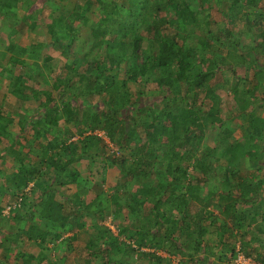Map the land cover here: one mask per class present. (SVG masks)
<instances>
[{
    "label": "trees",
    "instance_id": "16d2710c",
    "mask_svg": "<svg viewBox=\"0 0 264 264\" xmlns=\"http://www.w3.org/2000/svg\"><path fill=\"white\" fill-rule=\"evenodd\" d=\"M19 1L22 0H0V24L10 20L13 27L7 35L11 42L7 57L13 67L0 68L13 75L14 67L23 65L26 71L15 77L12 94L19 107L39 95V106L45 113L31 124V148L24 154L25 147L19 137L9 133L8 116L0 107V145L6 144V156L20 164L6 177L13 187L10 197L14 201L8 204V216L3 215L6 206L2 205L7 194L4 186L0 187V221L5 224V231L0 230V264H64L70 252L78 251V233L90 223L91 208L96 205L97 212L102 213L110 200L114 218L122 220L121 192L126 208L139 225L128 236L134 245L114 237L106 227L90 224L100 233L90 235L84 246L83 252L90 259L120 264L118 258L131 249L147 264H170L171 257L210 264L204 253L213 254L214 248L204 242V237L211 230L221 245L215 260L233 264L237 244L233 233L251 228L260 220L261 232L264 231V215L259 212L264 209V117L255 114L264 93V0H87L81 7L76 5L72 21L67 20L66 9L59 8V14L48 25L51 44L29 47L15 42L18 33L31 28L28 26L32 19L19 17ZM93 7L97 18L91 21L86 14ZM159 11L165 16L156 15ZM35 22L33 30L37 29ZM75 22L88 27L89 35L81 38ZM236 22L243 24L242 33L250 38L249 42L235 36L232 27ZM198 33L204 42L198 41L196 47L190 41ZM62 40L65 44L60 46ZM217 47L225 52L219 62L212 60ZM46 48L59 50L64 59L61 68L65 72L55 78L51 57L42 53ZM42 57L47 64L40 66ZM47 77L52 78V83ZM143 83L154 85L155 91L168 88V106L155 104L150 112L139 107L128 86ZM42 84L45 88L37 90ZM219 90L230 93L235 104V114L227 119L218 110ZM99 102L112 114L94 110ZM129 108L134 110L126 120L132 123L131 128L117 117ZM63 116L75 126L79 138L72 141L73 133L53 135L42 143L49 128ZM235 120L246 125L240 142H231L232 131L223 128L224 123ZM210 127L222 128L215 147L204 146L196 152ZM19 128L22 133L26 130L21 120ZM96 132H102L120 155L101 161L102 183L108 165L118 168L111 194L94 195L89 203L74 195L65 203L56 200L53 185L44 179L45 169L53 171L52 184L61 177L72 178L78 192L88 194L85 179L76 167L82 160L97 163L100 158L99 150L106 143ZM133 145L139 146L132 148ZM242 161L249 171L246 177L236 168ZM157 166H164L170 180L147 186L142 180L152 175ZM255 170L263 172V177L257 179ZM190 172L193 178L187 180ZM196 172L200 176H194ZM216 173L223 176L216 183L219 191L209 183L208 175ZM133 185L141 186L140 191L128 193ZM202 187L207 189L205 195ZM214 195L216 209L224 218L222 224L210 210ZM194 207L198 211H193ZM36 216L50 227L40 228L33 222ZM188 219L197 223L191 225ZM12 226L18 231L6 234ZM67 231L70 237H65ZM121 233L125 235L127 229ZM248 237L250 231L246 230L240 237V252L264 264V253L257 251L259 238L250 241ZM25 244L37 245L38 253L20 249ZM158 251L165 252L168 258L161 257ZM201 253L204 257H195Z\"/></svg>",
    "mask_w": 264,
    "mask_h": 264
},
{
    "label": "rangeland",
    "instance_id": "374dc122",
    "mask_svg": "<svg viewBox=\"0 0 264 264\" xmlns=\"http://www.w3.org/2000/svg\"><path fill=\"white\" fill-rule=\"evenodd\" d=\"M8 0H6L7 2ZM87 0H62L61 2H58L57 0H22L19 1V3L16 6L17 13L20 18L23 17H32L31 21H29V28L33 27V21H36L35 24L37 26V29H27L23 31V33H18L17 38L15 39V42L18 45H21L23 47H29L31 45H35L38 43H49L51 44V36L48 34V25L50 22L53 21L56 15L59 14V8L64 7L66 11L68 12L67 15V20L72 21L73 16L72 12L73 10H77V7H81L85 4ZM96 7H93L90 12H88L86 15L91 19V21L95 20L97 18V12H95ZM225 10V9H224ZM159 17L165 16L163 11H159L156 13ZM218 17L216 16L214 19H217ZM33 20V21H32ZM8 20L6 24L1 25L0 24V65L3 67H13L10 60L8 59L7 56H9L8 53V48L11 42L7 38L8 33H10L12 27V24ZM236 25L238 22L235 23ZM75 27L77 28L79 32V36L86 37V35H89V28L84 27L80 22H75ZM233 26V30L235 33V36L241 39L243 42H249L248 40L250 39L249 37L245 36L242 31H243V24L240 23L237 26ZM202 34L198 33L196 35L195 40L190 41V43L194 46L197 47L198 41H202ZM62 37V36H61ZM60 37V38H61ZM64 37V36H63ZM202 38V39H201ZM204 41H202L203 43ZM62 43V44H61ZM65 44V41L60 42V46ZM45 55H48L51 57V68L54 70V78L57 76L59 72H65L61 67L64 63V59L61 58L60 56V51L55 49V48H46L42 52ZM225 54L224 49L222 47H217L215 48L214 51V56L212 58L213 61L219 62L221 57H223ZM40 66L47 64L45 61V57L41 58L39 61ZM45 69V68H44ZM14 74L9 75L8 73H4L3 70L0 68V107L2 108V112L8 116L9 119V128L8 131L13 137H19L21 140V145L25 147L23 150L24 154L27 153L28 148H31V139L33 138V131L31 129V124L33 125L36 123L45 113V110L39 106V100L41 99L40 96H37L36 100H31L28 101L24 104H22L21 107H19L16 97L12 94V91L14 89V83H15V77H17L18 74H21L22 72H25L26 69L24 68L23 65L18 64L17 66L14 67ZM49 79V82L52 83V78L47 77ZM27 85V82L25 83ZM129 90L132 91V97L135 98L137 101V104L139 107L145 108L148 112L152 111L155 108V104L161 105L162 106H168L169 102V90L168 88L164 87V91H155V86L150 84L145 86V84H129ZM45 85L42 84L40 87L36 88L37 90L39 89H44ZM26 91V90H24ZM56 95V93H54ZM217 95L220 97V104L218 110L221 112L223 119H227L231 117L232 114H235V104L234 101L231 98L230 93L221 91L219 90L217 92ZM260 99H262L261 102H259V105H257V108L255 110V114L260 117H264V93L260 95ZM41 101V100H40ZM44 101V99L42 100ZM169 108L171 110L174 109L173 105H170ZM104 113L111 115L112 113L109 112L101 102H99L94 110H103ZM207 109V108H205ZM214 112L217 111L215 108H211ZM133 109L129 108L127 110L122 111L117 115L121 121H126L127 117L132 116ZM178 110H175V112ZM101 115V114H100ZM136 119H139L137 115L135 116ZM100 118H103L100 116ZM21 120V123L23 122L24 125H26V130L25 132H21L19 128V121ZM102 122V120H101ZM227 122V121H226ZM223 128L228 127L232 131V136H231V142L234 141H242L243 137L245 136V127L246 125L241 122V120H235L231 124L228 122L224 123ZM126 127L131 128L132 123L126 121ZM41 128V127H40ZM51 131L48 134L47 139H42V143H46L47 140H49L53 135L54 136H69V134L73 133L74 138L72 141H76L79 136L78 132L73 124H70L66 120V116H63L59 122H57L55 125L51 126L49 128ZM222 131V128H208V130L205 132L204 136V141L202 144L198 145V148L196 149V152L202 151L204 146H207L209 148L215 147L216 144V137L217 135ZM97 134V133H96ZM106 143V141H105ZM110 143V142H109ZM6 144H1L0 145V187L4 186V192H6V196L2 200V205L3 206H8L13 205L14 201L12 196L13 194V187L10 184V181L7 180V174L11 171L15 172L19 169V162L15 161L9 157L6 156L4 152V147ZM139 145H133L132 148H136ZM262 150V148H261ZM98 151V150H97ZM100 152V158L97 159V163H93L92 161H86L82 160L79 162L77 165V169L80 171L81 177L85 179V186L89 190V193H79L78 189L79 187L76 186V183L73 182L72 178H64L61 177L57 180L56 184H52L51 177H53V171L50 168H46L45 170V175L44 179L48 181L50 185H53L52 187L55 189L56 194L54 197L56 200L60 202H64L67 200H70L72 195L76 196L78 200L80 201H85L86 203H89L94 195H99L100 193H104V195H109L111 194V188L115 186V178L118 175V168H110V165H108V170L106 173L105 177V182L102 183V166H101V161H104L105 158L109 156H115L119 157V151L117 150L116 146L112 143L110 144H105L101 146V149L99 150ZM118 151V152H117ZM262 152V151H260ZM83 153V152H82ZM115 153V154H112ZM122 153V152H121ZM80 154V153H79ZM84 154V153H83ZM82 154V155H83ZM103 155V156H101ZM119 155V156H118ZM128 155V154H127ZM223 162H221L222 164ZM261 163H264L261 162ZM238 170L240 173L246 177L248 176L249 171L246 168L245 162L242 161L237 165ZM191 170V167H190ZM257 179H260L263 177V172H259L255 170ZM197 174H194V176H200L198 172ZM192 173L190 172L189 175L187 176V180H191ZM209 177V183L213 188L217 189L219 191L220 187L218 184H216L218 181H221L223 179V176L221 173H216V174H211L208 175ZM6 179V182L4 181ZM170 180L169 174L165 172L164 166H157L155 168V171L153 172L152 175H150L146 180H142L143 183H145L147 186H155L157 183H167ZM59 183H62V186H59ZM64 183V184H63ZM32 184H30V187ZM141 186L138 185H133L128 193H132L134 191H140ZM28 190V189H27ZM202 194L205 195L207 193V189L202 187L201 188ZM27 192V191H26ZM122 195V199L119 200L120 205L122 206V217L120 220L119 218H114L112 214L113 206L111 204V201L109 200L106 204L107 207L105 206V210L102 213L97 212L96 205L91 208V216H90V223L87 225V227L84 230L79 231L78 233V238L75 244V250H82V254H78V251H74L73 253L70 252L68 255V258L65 259L64 264H101L102 259H90L87 255V253L84 250L85 244L89 241L90 235H98L100 233L99 230H95L90 227L91 225H97V227H106L109 229V231L114 235V237H117L119 240L124 241L126 243H129L131 245L133 244V241H131L128 236L130 232H134L138 230V221L136 220V217L133 213H131L127 208H126V199L124 196V193H120ZM217 194V193H216ZM214 201L212 202V206L210 207L211 211L214 212V215L218 217L217 223L222 224L224 222V218L220 216L218 209H216V199L217 195H214ZM32 200V198H30ZM105 204V205H106ZM5 207V208H6ZM255 208V207H254ZM252 209V212H254L255 209ZM193 211H198L197 207L193 208ZM245 211V210H244ZM260 215H264V209L260 210ZM38 213V212H37ZM195 213V212H192ZM6 215V214H5ZM40 225V228L47 230L50 226L45 224L44 222H40V218L36 216L35 221ZM187 223H193L196 224L197 220H192L188 219ZM260 223L262 221H258L255 226L250 227H244L242 230H238L233 233V238L236 239V243L240 241V237L242 234L246 231H250V241H253L255 237L259 238V243L257 244V251L259 253H264V231L261 232L260 228ZM192 225V224H191ZM5 224L0 221V230L5 231ZM68 229V228H67ZM127 233L123 235L121 233L122 230H126ZM15 233L18 231L17 228L12 226L9 230H7V233ZM154 231V229H153ZM205 235L204 237V242L208 243L213 250V254H207L204 253L208 257V262L210 264H223L222 262L216 261V255L219 254L220 251V243L217 240V237L214 235L210 234ZM213 231V230H212ZM71 232L67 231L65 237H70ZM127 236V237H126ZM252 237V238H251ZM239 239V240H238ZM181 238H179V243H181ZM136 249L135 246H132ZM24 249L27 252H34L38 253V248L37 245H24L21 246L20 249ZM142 251H150L149 249H144ZM227 251H225V255H227ZM62 253V252H61ZM65 252L62 253V255ZM158 254L163 257V258H168V255L165 252L158 251ZM204 255L197 254L195 257H204ZM215 255V256H214ZM61 256V255H60ZM86 259V262L84 263ZM87 259L89 261L87 262ZM120 261V264H147V260L144 257H141L139 253L133 250H128L126 254H124L121 258H118ZM171 263L170 264H180V261H183V264H193L190 262L188 258H183V259H177L171 257ZM214 261V262H212ZM162 264H167V263H162Z\"/></svg>",
    "mask_w": 264,
    "mask_h": 264
},
{
    "label": "built area",
    "instance_id": "2783aa9c",
    "mask_svg": "<svg viewBox=\"0 0 264 264\" xmlns=\"http://www.w3.org/2000/svg\"><path fill=\"white\" fill-rule=\"evenodd\" d=\"M99 136L103 137L102 133L98 134ZM106 144H110L109 141L105 138ZM18 203L20 202V199L17 200ZM11 207H6L5 210L3 211L4 216H8L9 210ZM6 214V215H5ZM233 264H260L257 261H255L253 258L246 257L242 252L237 251V256L233 261Z\"/></svg>",
    "mask_w": 264,
    "mask_h": 264
},
{
    "label": "clouds",
    "instance_id": "9594fccd",
    "mask_svg": "<svg viewBox=\"0 0 264 264\" xmlns=\"http://www.w3.org/2000/svg\"><path fill=\"white\" fill-rule=\"evenodd\" d=\"M96 133L99 134V133H102V132H96ZM96 133H95V134H96ZM102 134H103V133H102ZM102 138H103L104 141H105V138H106V137H104V135H103ZM106 139H107V138H106ZM107 140H108V139H107ZM238 245H239V244H238V242H237V244H236V248H235V255H236V256H237V251L240 252ZM243 254H244V253H243ZM235 258H236V257H235ZM233 261H234V260H233ZM260 264H261V263H260Z\"/></svg>",
    "mask_w": 264,
    "mask_h": 264
}]
</instances>
